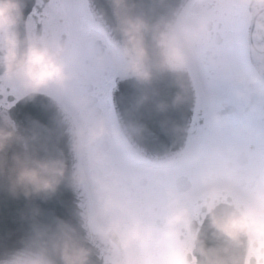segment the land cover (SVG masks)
I'll list each match as a JSON object with an SVG mask.
<instances>
[{"label": "clouds", "instance_id": "clouds-1", "mask_svg": "<svg viewBox=\"0 0 264 264\" xmlns=\"http://www.w3.org/2000/svg\"><path fill=\"white\" fill-rule=\"evenodd\" d=\"M26 0H0V89L34 98L52 96L75 117L68 129L70 151L86 161L68 168L61 149L51 141L50 129L29 120L17 124L0 104V192L14 199L23 197L28 211L20 212L26 230L17 247L7 251L0 264H92V239L110 249L123 250L139 239L141 227L127 222L130 206L117 194L108 169L104 141H116L120 132L110 126L93 98L78 86L79 72L66 42L51 33L27 27ZM110 17L103 10L111 45L92 54L93 70L112 71L123 79L144 85L165 76L173 77L177 89L170 103L156 102L158 111L188 101L185 77L199 63L200 43L208 26L198 19L176 14L153 19L143 0H107ZM246 25L245 47L254 65L225 69V77L241 89L256 87L264 73V0H238ZM147 97L141 94V100ZM105 169L103 174L97 170ZM61 185L84 189L89 204L75 213L78 223L48 216L34 203L47 201ZM162 236L182 241L179 264H264L256 259L260 239L244 227L245 211L234 204L205 197L200 216L194 217L182 199L170 194ZM79 224V226H78ZM87 226L88 234L81 228ZM252 252V255L249 253Z\"/></svg>", "mask_w": 264, "mask_h": 264}, {"label": "flooded vegetation", "instance_id": "flooded-vegetation-1", "mask_svg": "<svg viewBox=\"0 0 264 264\" xmlns=\"http://www.w3.org/2000/svg\"><path fill=\"white\" fill-rule=\"evenodd\" d=\"M197 2L192 19L206 23L208 31L199 46L200 61L185 81L188 103L169 107L173 111L165 118L153 100L150 130L160 134L158 141L161 136L167 141H171V136L175 138L167 154L150 157L142 154L126 134L110 99L122 78L112 71L98 74L92 68V54L108 48L100 41L95 42L83 29V23L75 20L78 0L25 3L27 27L57 35L66 42L79 72L78 86L93 98L110 126L120 132L116 141H104L101 147L109 157L111 182L120 199L130 206L126 220L139 225L143 233L123 250L110 249L93 238L90 247L96 264H179L176 255L182 241L166 239L161 234L171 193L180 196L183 206L197 218L208 196L242 208L246 213V229L260 239L256 259L264 256V73L260 74L256 87L243 88L242 95L236 94L237 87L226 79L224 70L235 65H254L245 47L243 8L238 0ZM176 90L175 87L169 90V103ZM48 97L70 128L74 115L62 109L57 98ZM21 98L15 91L0 89V104L8 110ZM158 141L150 145V150L159 147ZM139 158L150 163L136 165L133 159ZM97 171L103 174L106 170ZM88 204L86 199L84 208ZM86 234L90 235L87 226Z\"/></svg>", "mask_w": 264, "mask_h": 264}, {"label": "water", "instance_id": "water-1", "mask_svg": "<svg viewBox=\"0 0 264 264\" xmlns=\"http://www.w3.org/2000/svg\"><path fill=\"white\" fill-rule=\"evenodd\" d=\"M90 1L97 10L98 14L101 10H103L105 14L110 17L107 0ZM182 2L183 0H143V8L145 12L155 19L159 16H171L174 11L176 12L180 8ZM104 23L107 24L106 21ZM169 80H173V77L165 76L144 85H137L131 80H126L121 85L119 92V102L121 103L122 108L127 112L130 111L135 113L138 117L137 121H150V95H157L156 93L150 94V88L160 89V93L162 95H166V90L162 89L167 88L166 85ZM141 94L146 96L147 99L141 100ZM35 101H37L35 97L28 98L23 101V105L27 102L28 105L34 106L36 105ZM26 111L27 106H25L24 116L23 113H20L23 116L22 126H25L29 120H32L38 122L45 128L50 129L52 143L57 148L62 150L65 157V150H63V147L60 144L62 139L61 137H63V135L61 136V132L53 127L50 121L45 117V113L43 111L41 113H30L28 111V114H26ZM147 125L149 124L147 123ZM70 190V186L61 185L50 199L47 201L36 200L34 203L39 207L45 217L55 216L75 223V207L70 203V199L68 197ZM27 204L28 201H26L23 197L14 199L0 192V258H3L7 251L15 248L14 244H18L22 239L27 226L26 222L20 219V212L29 210L26 208Z\"/></svg>", "mask_w": 264, "mask_h": 264}, {"label": "rangeland", "instance_id": "rangeland-1", "mask_svg": "<svg viewBox=\"0 0 264 264\" xmlns=\"http://www.w3.org/2000/svg\"><path fill=\"white\" fill-rule=\"evenodd\" d=\"M82 10H83V8H82L81 6H79V7L77 8V12H76V14H80ZM82 12H83V11H82Z\"/></svg>", "mask_w": 264, "mask_h": 264}]
</instances>
